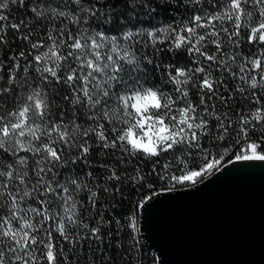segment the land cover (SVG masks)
<instances>
[{
	"label": "snow or ice",
	"instance_id": "6c2138e0",
	"mask_svg": "<svg viewBox=\"0 0 264 264\" xmlns=\"http://www.w3.org/2000/svg\"><path fill=\"white\" fill-rule=\"evenodd\" d=\"M253 161L264 0H0V264H146V206Z\"/></svg>",
	"mask_w": 264,
	"mask_h": 264
},
{
	"label": "water",
	"instance_id": "95a60500",
	"mask_svg": "<svg viewBox=\"0 0 264 264\" xmlns=\"http://www.w3.org/2000/svg\"><path fill=\"white\" fill-rule=\"evenodd\" d=\"M158 264H264V162H236L140 213Z\"/></svg>",
	"mask_w": 264,
	"mask_h": 264
},
{
	"label": "trees",
	"instance_id": "16d2710c",
	"mask_svg": "<svg viewBox=\"0 0 264 264\" xmlns=\"http://www.w3.org/2000/svg\"><path fill=\"white\" fill-rule=\"evenodd\" d=\"M10 35H11V34H10ZM140 244L143 246V254H144V258H145V262H146V264H153V258H155L156 260H157V258H156V256L154 255V253H153L149 248H147V247L144 245V243H143L141 237H140Z\"/></svg>",
	"mask_w": 264,
	"mask_h": 264
},
{
	"label": "bare ground",
	"instance_id": "6f19581e",
	"mask_svg": "<svg viewBox=\"0 0 264 264\" xmlns=\"http://www.w3.org/2000/svg\"><path fill=\"white\" fill-rule=\"evenodd\" d=\"M139 225H140V218H139ZM140 237H141V239H142L144 245L147 247V245L145 244V242H144V240H143V238H142L141 233H140ZM147 248H148V247H147ZM149 249L154 253V251H153L151 248H149ZM154 255H155V253H154ZM155 256H156V255H155Z\"/></svg>",
	"mask_w": 264,
	"mask_h": 264
}]
</instances>
